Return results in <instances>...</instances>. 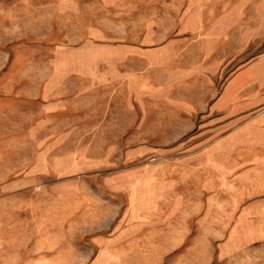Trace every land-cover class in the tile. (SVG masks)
<instances>
[{
    "label": "rangeland",
    "instance_id": "rangeland-1",
    "mask_svg": "<svg viewBox=\"0 0 264 264\" xmlns=\"http://www.w3.org/2000/svg\"><path fill=\"white\" fill-rule=\"evenodd\" d=\"M42 6L59 7L56 14L61 21L47 28L57 29L60 39L75 29L69 19L79 20L77 26L87 23L104 32L110 27L117 32H111L112 38H123L122 34L127 42L141 40L142 44L162 51L156 58L158 61L167 53L178 56L180 70L169 74L158 62L154 73L157 88L148 89L141 97L127 93L125 119L119 120L125 125H85L102 122L96 119L117 113L85 109L77 116L63 112L49 117L59 118L62 123L77 120L83 125H38L39 103L22 92H36L41 83L37 78L25 76L41 71L40 57H32L31 53L39 50L38 9ZM246 68L252 70L253 78L241 80L237 88L257 92L264 87V0H0V264H119L117 255L102 254L100 245L95 248L96 253H91L94 250L91 246L81 245L82 238L101 244L103 238L114 233L112 229H102L101 209L92 218L79 215L72 221L78 228L69 235L78 239L79 254L41 257V199L54 200L59 187L61 193L77 188L79 197L88 200L110 198L118 206L122 204L119 195L128 192L124 189L144 184L150 172L164 176L161 174L168 167L197 165L206 167L207 172L219 165L239 168L252 163L251 167H264V127L254 128L255 120L248 119L236 127L243 118H233V122H238L234 127L206 126L198 142L186 135L183 141L173 143L181 128L169 125L168 104L163 101L171 90L174 98L191 94L189 85L199 88L195 91L201 88V93L205 86L218 92L227 85L230 76ZM171 76L188 80H181L174 89H166L168 84L163 81ZM106 91H96L98 100L91 105L114 106L106 96L103 99L102 93ZM245 92L240 91L238 96L243 97ZM155 96L157 101L152 100ZM134 98L142 111L128 110L133 108ZM258 103L259 108L246 113L255 116L260 113L264 96ZM134 115H141L140 119L134 120ZM220 133L230 137L227 141L222 139L221 152H215L213 142ZM248 134H259L254 139L259 144H242ZM229 146L236 147H232L231 156L224 151ZM200 150L204 152L192 157ZM191 152L194 153L189 157ZM11 169L19 173L9 174ZM122 183L128 186L119 187ZM241 214H252L254 222L238 225L253 234L255 240L260 238L264 234V197L255 198L254 206ZM84 224H95L94 230L83 229ZM222 264H264V248L255 244Z\"/></svg>",
    "mask_w": 264,
    "mask_h": 264
},
{
    "label": "crops",
    "instance_id": "crops-1",
    "mask_svg": "<svg viewBox=\"0 0 264 264\" xmlns=\"http://www.w3.org/2000/svg\"><path fill=\"white\" fill-rule=\"evenodd\" d=\"M38 11L41 39L39 50L32 51L31 56L40 57L41 71L34 75L28 73L25 78H37L41 83L36 92H22L28 99L39 103L38 125H83L77 120L70 119V122L62 123L59 118L49 117L63 112L77 116L84 109L117 112L112 117L106 114L104 119H96L102 122L85 125H125L119 120L125 119L127 93L141 97L149 92L148 89H156L158 81L154 73L158 62L169 74L180 70L181 66L176 62L178 56L167 53L158 61L156 58L162 51L153 49L152 45L142 44L141 40L127 42L119 32L117 35L123 38H112L111 32H117L110 27H106L104 32L87 23L77 26L79 20L69 19L75 29L60 39L61 33L57 34V29L47 28L55 25L57 20L61 21L56 14L59 7L42 6ZM101 23L107 26L105 20ZM252 75L250 68L243 69L230 76L227 85L218 92L205 86L201 93V88L195 91L198 87L192 85L188 86L191 94H186V97L174 98L173 91L168 92L163 101L168 104L166 116L171 123L169 125L181 128L176 130L173 143L183 141L186 135L187 139L198 142L206 126L234 127L238 122H233V118H243L236 127L250 119L256 121L252 125L254 128L262 129L264 108L256 116L246 112L261 106L258 102L263 99L264 87L258 88L257 92L245 88L244 96H238L243 90L242 87L237 88V84L249 77L252 79ZM181 80L188 78L171 76L163 82L168 84L166 89H169ZM101 89L108 90L102 93L103 99L106 96L114 106L95 108L91 105L98 100L95 92ZM136 100L134 98L132 101L133 108L128 109L135 113L138 111L136 108H140ZM152 100L157 101V96ZM139 116L134 115V120H139ZM110 119L118 122H105ZM227 136L221 133L218 135L213 142L215 152H221L222 139L227 141L230 137ZM256 136L259 134H248L241 143L257 145L259 140H254ZM232 147L224 150L230 156L233 148H236ZM203 152H191L189 157L193 153L192 157H198ZM25 164H29V158ZM250 165L252 163L239 168L232 164L219 165L209 169V172L206 167L197 165L168 167L161 174L164 176L150 172L148 180L144 184H134L133 189L126 188L128 184H119L128 192L119 195L122 204L118 206L110 198L88 200L79 197L77 188L61 193L59 187L54 200L41 199V257L50 254H79L76 250L78 239L70 237L78 228L72 221L79 215L92 218L100 209L104 215L102 229H112L114 233L103 238L101 244L98 240L82 238L81 245L91 246L94 249L91 253H96L95 248L100 245L103 249L101 253L117 255L119 264H222L232 261L255 244L264 248V234L256 241L253 234H248L247 229L238 225L239 222H254L252 214L242 216L241 213L248 212L254 206L255 198L264 197V167L254 168ZM8 173L19 172L11 169ZM94 226L84 224L82 227L92 231ZM239 241L241 243L238 245Z\"/></svg>",
    "mask_w": 264,
    "mask_h": 264
}]
</instances>
